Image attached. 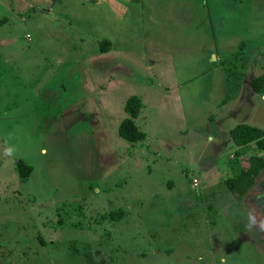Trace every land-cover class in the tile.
<instances>
[{"label":"rangeland","instance_id":"1","mask_svg":"<svg viewBox=\"0 0 264 264\" xmlns=\"http://www.w3.org/2000/svg\"><path fill=\"white\" fill-rule=\"evenodd\" d=\"M263 72L264 0H0V264H264Z\"/></svg>","mask_w":264,"mask_h":264},{"label":"trees","instance_id":"2","mask_svg":"<svg viewBox=\"0 0 264 264\" xmlns=\"http://www.w3.org/2000/svg\"><path fill=\"white\" fill-rule=\"evenodd\" d=\"M103 46L101 50L103 51ZM251 88L254 92L264 93V72L254 76L250 81ZM142 103L140 98L135 95H129L123 103V111L125 116L117 126L118 135L131 142H141L145 139L146 133L142 131L134 122V118L138 115ZM231 142L241 148L249 143L254 142L258 150H264V129L245 122H240L232 126L228 130ZM16 169L20 177L25 178L29 175L32 167L21 158L14 159ZM247 166L234 177L226 178L224 183L231 190L237 199H241L252 187L259 172L264 169V156L252 154L247 159ZM121 210L112 211L110 218L119 219ZM126 264V263H120Z\"/></svg>","mask_w":264,"mask_h":264},{"label":"clouds","instance_id":"3","mask_svg":"<svg viewBox=\"0 0 264 264\" xmlns=\"http://www.w3.org/2000/svg\"><path fill=\"white\" fill-rule=\"evenodd\" d=\"M11 149H7L6 150V154H11ZM253 226H257V221H256V219H255V217L254 216H251L250 215V217H249V223L247 224V227L249 228V229H251ZM258 227L261 229V230H264V221H261V222H259V224H258Z\"/></svg>","mask_w":264,"mask_h":264}]
</instances>
